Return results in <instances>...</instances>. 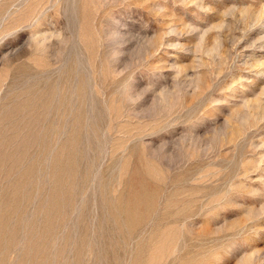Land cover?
I'll use <instances>...</instances> for the list:
<instances>
[{"label":"rangeland","instance_id":"374dc122","mask_svg":"<svg viewBox=\"0 0 264 264\" xmlns=\"http://www.w3.org/2000/svg\"><path fill=\"white\" fill-rule=\"evenodd\" d=\"M0 264H264V0H0Z\"/></svg>","mask_w":264,"mask_h":264},{"label":"bare ground","instance_id":"6f19581e","mask_svg":"<svg viewBox=\"0 0 264 264\" xmlns=\"http://www.w3.org/2000/svg\"><path fill=\"white\" fill-rule=\"evenodd\" d=\"M89 92V91H88ZM92 97V96H91ZM91 102H92V100H91ZM90 107V106H89ZM88 107V108H89ZM90 109V108H89ZM90 112V111H89ZM121 112V111H120ZM118 115V114H117ZM121 115V114H120ZM88 120V119H87ZM77 127V126H76ZM75 130V129H74ZM139 195V194H138ZM130 217H131V215H130ZM163 245V244H162ZM158 249V248H157ZM161 249V248H160ZM158 253H160V252H158ZM162 255V254H161Z\"/></svg>","mask_w":264,"mask_h":264}]
</instances>
